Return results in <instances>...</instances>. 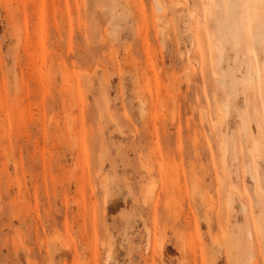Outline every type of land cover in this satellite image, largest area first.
Segmentation results:
<instances>
[{"label": "rangeland", "instance_id": "obj_1", "mask_svg": "<svg viewBox=\"0 0 264 264\" xmlns=\"http://www.w3.org/2000/svg\"><path fill=\"white\" fill-rule=\"evenodd\" d=\"M228 1L0 0V264H264V41Z\"/></svg>", "mask_w": 264, "mask_h": 264}, {"label": "bare ground", "instance_id": "obj_2", "mask_svg": "<svg viewBox=\"0 0 264 264\" xmlns=\"http://www.w3.org/2000/svg\"><path fill=\"white\" fill-rule=\"evenodd\" d=\"M238 1H241V2H243L242 4H239V5H237V9L235 8V5H234V3L233 2H230V1H228L227 2V5H229V8H228V10H227V12H226V16H227V20H229V21H227V25L228 26H230L229 25V23H231L232 22V18H233V16L234 15H238V21L237 22H239V24H242V23H246V24H248L249 25V23H250V26L248 27V28H245V29H247L245 32H248L249 33V31H251L253 28H255L258 24H260L261 25V27H259L253 34H251V36H252V38L253 39H255L253 42H256V44H257V39L256 38H258V37H262V41H264V15H261L260 17V19H261V21L262 22H253L252 20H251V16H252V14L254 13V10H253V8H252V6H254V5H258V6H262L263 5V1L264 0H238ZM208 6H210V7H212L211 6V4L209 3L208 4ZM259 16V15H258ZM254 25H253V24ZM231 25H232V23H231ZM246 25H244V27H245ZM241 28L239 29V32H236L237 31V29L236 28H234V29H232L230 32H231V34H232V39L234 40V44L237 46V48L238 49H240V43H239V41H238V33L239 34H241ZM260 31H262V33H260ZM218 51L220 52L221 51V49L218 47ZM248 68V69H247ZM246 68V70H247V77H248V81L249 80H252L253 78H254V76H253V73L254 72H252L251 70L252 69H250L249 68V66ZM262 76V75H261ZM261 76H259L260 78H262ZM247 77H246V79H247ZM245 79V80H246ZM244 80V81H245ZM247 81V80H246ZM245 81V82H246ZM258 81H260L261 82V80H259L258 79ZM249 82H251V81H249ZM249 82H247V83H249ZM254 82V81H253ZM262 83H263V80H262ZM259 84V83H258ZM229 200V199H228ZM227 203H229V202H227ZM231 204V203H230ZM229 204V205H230ZM230 208V207H229ZM243 209H245L244 207H243ZM249 231V230H248ZM248 234H246V236H247ZM249 236V235H248ZM248 238V237H247Z\"/></svg>", "mask_w": 264, "mask_h": 264}]
</instances>
